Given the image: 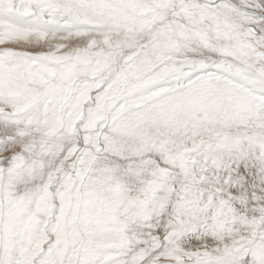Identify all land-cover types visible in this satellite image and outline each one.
I'll list each match as a JSON object with an SVG mask.
<instances>
[{
    "label": "snow or ice",
    "instance_id": "1",
    "mask_svg": "<svg viewBox=\"0 0 264 264\" xmlns=\"http://www.w3.org/2000/svg\"><path fill=\"white\" fill-rule=\"evenodd\" d=\"M0 264H264V0H0Z\"/></svg>",
    "mask_w": 264,
    "mask_h": 264
}]
</instances>
